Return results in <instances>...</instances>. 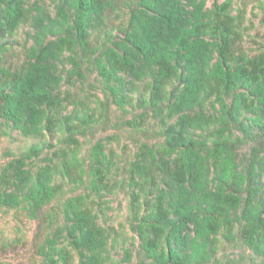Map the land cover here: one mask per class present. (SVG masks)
Wrapping results in <instances>:
<instances>
[{
  "label": "trees",
  "instance_id": "obj_1",
  "mask_svg": "<svg viewBox=\"0 0 264 264\" xmlns=\"http://www.w3.org/2000/svg\"><path fill=\"white\" fill-rule=\"evenodd\" d=\"M207 4L0 0V124L25 137H62L59 150L44 154L53 145L35 144L0 172V208L24 210L40 230L47 224L36 251L43 264H71L74 254L79 264L110 261L107 246L118 235L99 219L117 189V163L104 139L79 157L78 136L97 110L102 118L113 104L135 107L131 94L143 82L137 105L146 111L128 124L142 126L150 110L164 142L142 144L122 181L139 245L123 246L118 264H133L134 255L136 264L218 263L221 238L243 243L264 264V51L242 50L234 0ZM113 14L126 19L108 30ZM26 26L32 44L16 66L7 61L10 39ZM87 73L97 74L104 100L95 109L80 101L78 110L63 87L82 85ZM245 147L251 154L240 159ZM58 178L82 191L62 199Z\"/></svg>",
  "mask_w": 264,
  "mask_h": 264
},
{
  "label": "rangeland",
  "instance_id": "obj_2",
  "mask_svg": "<svg viewBox=\"0 0 264 264\" xmlns=\"http://www.w3.org/2000/svg\"><path fill=\"white\" fill-rule=\"evenodd\" d=\"M52 0H46L50 4ZM213 0H208V6H211ZM264 0H234L233 15H237L238 10L242 12L243 24L241 26L242 40L241 48L248 55H255L264 51ZM123 14V13H121ZM126 19L124 15L118 17L113 14L108 20V30L115 29ZM106 29V30H107ZM29 27H20L14 38V48L8 51L7 61L16 66L25 59V47H29L32 42L27 39ZM116 32H114L115 34ZM102 38V37H101ZM99 40H102V39ZM87 79L81 85L76 87L68 85L63 87L64 95L69 91L76 99L78 110L81 109L80 101L88 104L92 109L97 108L98 101L104 100L103 87L98 81L97 74H88ZM146 82L136 83V92L132 93L133 105H127L125 109H120L116 105H111L108 111L100 118L97 110L95 122L90 124L84 136H78L80 140V155L84 157L90 153L91 148L99 140H105L106 152L110 154L113 162L117 163L118 171L116 175L117 189L113 194L107 195L110 210H107L105 217L99 219V223L106 228L112 229V236H117L115 246L108 245L110 254L108 264H118L122 259V249L129 247L138 249L139 241L132 232L129 221L131 219V196L127 186H122V181H128V168L135 160L142 144L150 146L162 144L164 138L160 136L161 123L159 118H154L149 110V116H145L144 124L138 128L132 127L128 122H140V116L146 109L137 105L139 98L145 92ZM145 97V96H144ZM148 98V96L146 95ZM74 106H68L64 114L70 113ZM62 138L60 134H50L45 132L43 138L25 137L17 131H10L6 126L0 124V172L10 161L21 156L29 147L35 144L44 145L51 143L53 148L46 149V152L59 150L63 145L58 142ZM257 145V144H256ZM255 145V146H256ZM264 148V136L263 144ZM43 154V155H44ZM240 159L244 155H250L251 150L245 147L240 151ZM115 185V178H111ZM58 183L63 186L62 199L80 193L79 189L72 192L75 185L67 180L58 178ZM144 198H141V203ZM61 218V217H60ZM62 218L59 220L61 224ZM40 222L30 219L27 213L22 209L7 210L0 208V264H43V258L37 254V248L41 245L46 236V225L43 229L39 228ZM218 263L212 264H262V257L256 256L252 250L244 246L243 243L236 241L229 243L221 238L219 243V252L217 254ZM139 261V257L133 256V264ZM71 264H79V257L74 254Z\"/></svg>",
  "mask_w": 264,
  "mask_h": 264
}]
</instances>
